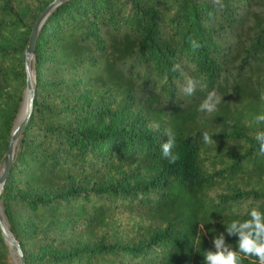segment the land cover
<instances>
[{
    "label": "trees",
    "instance_id": "16d2710c",
    "mask_svg": "<svg viewBox=\"0 0 264 264\" xmlns=\"http://www.w3.org/2000/svg\"><path fill=\"white\" fill-rule=\"evenodd\" d=\"M49 2L0 0V169L23 102L24 50ZM34 60L32 111L0 193L26 264H204L220 235L237 250L229 221L253 204L264 212L253 139L264 128L253 121L264 0H65ZM209 92L220 98L212 114L198 107ZM103 93L143 112L136 129L101 127L87 98ZM169 140L173 161L161 153ZM0 264H15L1 233Z\"/></svg>",
    "mask_w": 264,
    "mask_h": 264
},
{
    "label": "clouds",
    "instance_id": "9594fccd",
    "mask_svg": "<svg viewBox=\"0 0 264 264\" xmlns=\"http://www.w3.org/2000/svg\"><path fill=\"white\" fill-rule=\"evenodd\" d=\"M185 91L188 94L194 91L191 80L187 82ZM259 99L261 102L260 109L254 115L253 121L257 125H264V92L260 94ZM219 101V96L209 92L198 107L200 110L212 114L216 111ZM154 126L159 127L158 124ZM202 136L206 145L212 143L208 131H205ZM253 139L259 145V153L264 155V128L255 130ZM160 147L162 155L169 161L177 158V154L171 150L173 147L171 140L162 143ZM209 197H211V202L216 203L214 192H210ZM207 204L206 201L202 212L205 219H207ZM200 227L202 228L203 225L201 224ZM226 231L229 236L236 235L237 250L229 248L225 244V237L220 235L213 240L215 251L204 253V264H242V258H256V264H264V212L260 210L258 205L253 204L251 207H247L246 212L232 218L226 226Z\"/></svg>",
    "mask_w": 264,
    "mask_h": 264
},
{
    "label": "water",
    "instance_id": "95a60500",
    "mask_svg": "<svg viewBox=\"0 0 264 264\" xmlns=\"http://www.w3.org/2000/svg\"><path fill=\"white\" fill-rule=\"evenodd\" d=\"M63 1L65 0H51L46 5V7L36 16L32 24V27H31L28 41H27V44L24 50L25 95L23 98V105L24 103H26V109L24 113H22V111L18 113L16 117L17 122L12 127V130L8 138L7 147L4 153L5 162L0 169V193L7 179V175L12 167L13 156L15 153V149H16L20 134L24 126L27 124L31 111H32V103H33L34 93H35L34 91L35 78L32 77V75L30 74V64L34 56L35 41L46 18L50 15L53 9ZM0 209H1L0 210L1 211L0 212L1 236L3 240L5 241V243L7 244V246L9 247V249L11 250V254L14 258L15 264H26L24 255L22 253V250L17 240L14 238L12 233L9 231L8 223L3 214L1 205H0Z\"/></svg>",
    "mask_w": 264,
    "mask_h": 264
},
{
    "label": "rangeland",
    "instance_id": "374dc122",
    "mask_svg": "<svg viewBox=\"0 0 264 264\" xmlns=\"http://www.w3.org/2000/svg\"><path fill=\"white\" fill-rule=\"evenodd\" d=\"M34 63H35V60H34V56H33V59L31 60V64H30V74L32 75V77H34L36 79V69H35ZM24 95H25V88H24L23 98H24ZM34 95H35V93H34ZM87 99H88L90 105L94 106V109L96 111H99L98 114H100V115H98V117H99L98 120H99V123L101 124V127L103 129L107 130V129H111V128L112 129L124 128V129H128V130H134L138 127L137 125H139V122L141 120H143L142 119L143 118V115H142L143 112L137 111L136 109H134L133 107H130V106H126V107L117 109L113 105L112 97L108 96L104 93L99 95L97 98H93V97L89 96ZM22 108H23V102H22V105H21L19 112L22 111ZM16 122H17V119L15 120L14 124ZM147 129H150V127H147ZM17 145H18V142H17ZM16 148H17V146H16ZM15 151H16V149H15ZM135 181L136 180H133V182H135ZM0 205H1V201H0ZM1 208H2V206H1ZM123 220H124V215H121L119 217V221H123Z\"/></svg>",
    "mask_w": 264,
    "mask_h": 264
},
{
    "label": "bare ground",
    "instance_id": "6f19581e",
    "mask_svg": "<svg viewBox=\"0 0 264 264\" xmlns=\"http://www.w3.org/2000/svg\"><path fill=\"white\" fill-rule=\"evenodd\" d=\"M25 109H26V103H24V105H23L22 113H24ZM0 210H1V209H0ZM0 212H1V211H0Z\"/></svg>",
    "mask_w": 264,
    "mask_h": 264
}]
</instances>
